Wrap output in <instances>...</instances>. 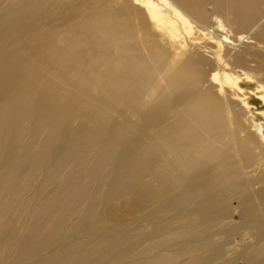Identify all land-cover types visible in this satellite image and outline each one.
Instances as JSON below:
<instances>
[{"label":"bare ground","instance_id":"1","mask_svg":"<svg viewBox=\"0 0 264 264\" xmlns=\"http://www.w3.org/2000/svg\"><path fill=\"white\" fill-rule=\"evenodd\" d=\"M212 2L0 0V264H264V0Z\"/></svg>","mask_w":264,"mask_h":264},{"label":"rangeland","instance_id":"2","mask_svg":"<svg viewBox=\"0 0 264 264\" xmlns=\"http://www.w3.org/2000/svg\"><path fill=\"white\" fill-rule=\"evenodd\" d=\"M72 2H74V0H67V1L66 0H58V3H62V4H65V3L73 4ZM206 10L209 13H213L214 12L215 8H214V5H213L212 0H209V3L206 5ZM57 84L59 86V89L56 92H59L58 93L59 95L54 99V102L53 103H55V107H58L60 104L64 103V100L62 98L64 97V95L66 93V89L64 90V85L63 84H60L58 82H57ZM252 88H254L253 85H252ZM47 92L51 94L52 93V90L50 88H48ZM207 92H210V90H207V91H199V93H207ZM250 95H251L250 101H251V104H252V108H251V113L252 114L250 112L244 113L245 114L244 117H245V119L247 121V123H246V127H247L246 132H249V130H250V132H252L251 129L249 128V125H250V121H252V122L254 121V118H253L254 116L258 117L259 120H261L262 122H264V116L258 114V110H263L264 109L263 103L262 102H259L260 100H259V98H258L257 95H255V94H250ZM84 110H85V108L82 109V111H84ZM82 111L79 110V109H77L76 112L74 113V115H72V118H71V121H70V125L72 126V128H77L79 122H84V127L86 129L90 127V125H91L90 121H86V120H83L82 119V117H81V112ZM115 121H118V119H116ZM87 130H90V129H87ZM246 132H244L243 135H245ZM30 198H31L30 196H27L26 197L27 202H25L23 204V206L20 207V210L24 211L25 208L30 205L29 202L32 201V200H30ZM37 203L38 202H36V204ZM133 219L134 218H131L130 216H126L125 217V220L127 222H131Z\"/></svg>","mask_w":264,"mask_h":264}]
</instances>
